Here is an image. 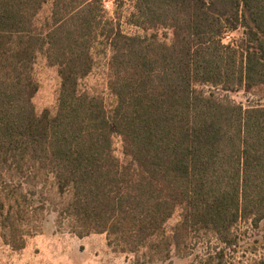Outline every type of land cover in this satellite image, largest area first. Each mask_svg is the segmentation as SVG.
I'll use <instances>...</instances> for the list:
<instances>
[{
    "label": "trees",
    "instance_id": "1",
    "mask_svg": "<svg viewBox=\"0 0 264 264\" xmlns=\"http://www.w3.org/2000/svg\"><path fill=\"white\" fill-rule=\"evenodd\" d=\"M133 3L128 22L144 35L125 34L104 0H0V236L13 251L28 208L69 219L79 238L105 234L122 254L158 238L168 251L192 230L229 247L233 226L264 220V105L228 95L264 84V0ZM240 27L245 38L224 44ZM95 41L110 50V111L80 88ZM39 56L60 79L54 114L33 102Z\"/></svg>",
    "mask_w": 264,
    "mask_h": 264
},
{
    "label": "rangeland",
    "instance_id": "2",
    "mask_svg": "<svg viewBox=\"0 0 264 264\" xmlns=\"http://www.w3.org/2000/svg\"><path fill=\"white\" fill-rule=\"evenodd\" d=\"M104 8L107 17L118 24L125 34L144 35L143 31L131 26L128 22L130 15L134 12L133 0H104ZM245 33L246 29L242 27L229 32L223 43L239 42L245 38ZM157 34L164 42L169 43L171 41L170 30L160 29ZM91 53L94 67L92 72L80 82V88L101 97L106 110L110 111L115 104V98L107 88V63L110 58V50L103 41H95ZM34 75L39 84L38 92L33 99L37 112L41 113L47 109L54 114L60 87L57 68L47 65L44 57L39 56L34 66ZM205 90L208 91L210 88H205ZM211 90L213 89L211 88ZM228 95L234 102L245 107L257 104L264 105V84ZM113 148L115 156L121 162L124 161L121 139L118 136L113 138ZM21 214H23L22 217L24 216L23 221L15 222L13 225L20 228L19 236H26L25 240L29 243V249L33 246L34 250L44 251L46 248L55 246L58 249H75L78 252V250H84V247L80 245L82 242L89 243H86V248L89 245L93 248L99 247L100 240L98 238L100 237L96 236L98 234H90L87 239L85 238V241H79V237L69 235L70 220L65 217L58 218L55 212L48 210L44 213V217H42V213H36L34 217L28 208L27 211L22 209ZM180 221L181 210L178 209L164 226L163 237L165 239L171 240L174 229ZM1 227L0 224V234L3 232ZM10 229L7 226L5 232ZM229 236L235 239V243L228 247L219 243L218 238L211 233L192 230L181 239L178 246L171 245L168 251L165 243L160 244L159 241L161 240L158 238L152 243L159 244V247L141 249L135 254H128V257L131 264H261L264 262V220L261 221L258 228L252 227L249 222L240 221L231 228ZM220 249H224L221 259L216 257V253ZM26 254V252H14L0 236V264H21L25 261Z\"/></svg>",
    "mask_w": 264,
    "mask_h": 264
},
{
    "label": "crops",
    "instance_id": "3",
    "mask_svg": "<svg viewBox=\"0 0 264 264\" xmlns=\"http://www.w3.org/2000/svg\"><path fill=\"white\" fill-rule=\"evenodd\" d=\"M69 235L76 237L70 232ZM96 236L100 237L98 238L100 240L98 248H93L91 245L86 248V243H89L82 242L80 245L84 247V250H78V252L75 249H58L55 246L46 248L44 251H37L34 250L33 246L29 249L28 242H26L24 249L14 252L27 253L25 261L21 264H131L128 254L116 253L111 250L105 234ZM85 238L87 239V236L79 238V241H85ZM81 253L84 254L81 255Z\"/></svg>",
    "mask_w": 264,
    "mask_h": 264
}]
</instances>
